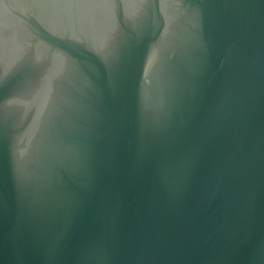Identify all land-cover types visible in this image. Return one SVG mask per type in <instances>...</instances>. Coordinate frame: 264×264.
<instances>
[{
  "label": "water",
  "instance_id": "water-1",
  "mask_svg": "<svg viewBox=\"0 0 264 264\" xmlns=\"http://www.w3.org/2000/svg\"><path fill=\"white\" fill-rule=\"evenodd\" d=\"M0 264H264V0H0Z\"/></svg>",
  "mask_w": 264,
  "mask_h": 264
}]
</instances>
